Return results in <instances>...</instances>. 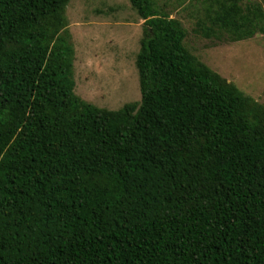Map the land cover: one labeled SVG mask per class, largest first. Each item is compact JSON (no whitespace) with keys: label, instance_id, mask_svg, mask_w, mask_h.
Listing matches in <instances>:
<instances>
[{"label":"trees","instance_id":"obj_1","mask_svg":"<svg viewBox=\"0 0 264 264\" xmlns=\"http://www.w3.org/2000/svg\"><path fill=\"white\" fill-rule=\"evenodd\" d=\"M70 0H0V264H264V104L158 0L140 102L74 91ZM195 32L264 35V0H205Z\"/></svg>","mask_w":264,"mask_h":264},{"label":"rangeland","instance_id":"obj_2","mask_svg":"<svg viewBox=\"0 0 264 264\" xmlns=\"http://www.w3.org/2000/svg\"><path fill=\"white\" fill-rule=\"evenodd\" d=\"M188 30L187 45L245 94L264 104V35L219 41L195 32L205 0H158ZM68 28L75 47L74 91L99 107L140 102L136 55L144 20L130 0H70Z\"/></svg>","mask_w":264,"mask_h":264}]
</instances>
